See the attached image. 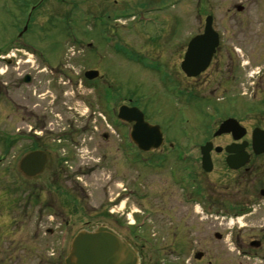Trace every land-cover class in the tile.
I'll return each mask as SVG.
<instances>
[{
	"label": "flooded vegetation",
	"instance_id": "obj_1",
	"mask_svg": "<svg viewBox=\"0 0 264 264\" xmlns=\"http://www.w3.org/2000/svg\"><path fill=\"white\" fill-rule=\"evenodd\" d=\"M240 1L233 2L227 8V14L231 18L239 17L245 30L240 27L233 31L228 25L223 29L218 27L213 11L207 12L204 1L197 0L200 18L212 16L217 45L208 66L196 76H187L181 68L186 45L177 48L175 59L156 60L164 70L165 82L177 87V92L172 95L173 104L186 106L193 100L203 101L205 108L211 111L198 114L189 109L184 113L180 111L183 125H199L194 130L196 136L173 137L164 133L158 149L143 152L130 140L128 132L132 125L122 123L116 110L122 104H134L127 98H106L105 91L109 92V89L105 88V78L108 77L99 68L87 67L76 78L64 65L53 66L52 85H59L63 95L82 88L80 94L76 92L72 98H80L86 107L82 113L72 103L64 102L70 115L56 113L57 117L51 108H41V111L36 108L33 103L36 98H32V94H36L38 80L22 69L14 80L20 88L15 107L17 141L22 143L16 168L13 167L19 175L18 189L21 191L18 194H22L16 198V210L17 203L26 202L22 191L28 187L32 190L28 201L33 199L31 204L34 202L37 215L34 224L64 227L89 226L96 222L107 224L137 250L139 264H191V260L195 264H245L243 258L257 255L258 251L263 258L264 215L259 216L254 206L262 204L264 210V151L255 153L262 145H255L251 134L254 128L264 131V27L257 28V32L253 26L249 29L250 0ZM259 1L264 5V0ZM203 28L201 26L193 34H202ZM87 70H98V73L89 79L84 75ZM247 96L249 100L245 99ZM54 102L52 99L51 105ZM6 103L7 107L14 105L10 100ZM207 115L213 117L211 123L203 121ZM227 118H234L238 125H230L228 131L218 132L221 122ZM59 119L65 123L57 122ZM54 122L62 125L61 129L55 130ZM52 133L54 135L49 139ZM26 140L30 145H24ZM206 143L210 145V171L203 170L201 165L202 146ZM86 146L90 147L91 153L98 151V156H90L85 150L82 159ZM32 150L46 152V162L38 176L28 179L18 168V162ZM245 158V163L232 168ZM110 164L117 167L113 173L107 169ZM98 169L109 173L101 185V202L98 206H89L87 202L84 209L86 206L79 203L74 190L80 189L85 197L90 196L87 183H82L79 178ZM119 176L121 179L116 178ZM156 177L160 178V184L151 180ZM113 185L119 186L120 190L111 189ZM230 186L235 189L229 190ZM256 187L257 195L248 192V188ZM217 209L230 210L234 215L242 210L243 217L253 214L261 222L256 232L244 236L218 233L215 226ZM25 211L21 207L19 215H25ZM227 219L221 218L225 222ZM23 221L22 217L4 220L9 228H20ZM12 230L10 228L9 237L13 242ZM14 247H1V251L14 257ZM168 257L173 260H165Z\"/></svg>",
	"mask_w": 264,
	"mask_h": 264
},
{
	"label": "rangeland",
	"instance_id": "obj_2",
	"mask_svg": "<svg viewBox=\"0 0 264 264\" xmlns=\"http://www.w3.org/2000/svg\"><path fill=\"white\" fill-rule=\"evenodd\" d=\"M203 1L204 9L207 12L213 11L218 27L223 29L228 25L233 31L240 27L242 31L245 30L239 17L231 18L227 14V8L233 2H241L240 0ZM248 5L249 29L253 26L257 32V28L260 30L264 27V5L259 0H250ZM197 10V0H0V158H3L0 161V264H63L69 239L80 226L34 224L33 219L37 215L34 202L31 204L33 199L28 201L29 194L32 193L28 187L22 191L26 202L17 203L16 210V198L22 194H18L21 191L18 189L19 175L13 167L16 168L21 150L19 145L22 143L15 140L5 150L2 133L6 130L8 134H15L18 127L15 102L19 98L20 88L18 89L14 80L22 73V69L25 68V71L35 77L34 80L39 81L36 82V94H32V98H36L33 102L36 103V108L40 111L51 108L55 117L56 113L70 115L64 102L72 103L82 113L85 112L86 107L80 98H72L73 94L76 96V92L80 94L82 88L63 95L59 85H52L50 71L45 70L43 65L63 64L76 78L85 68L96 67L108 77L105 78V88L109 89V92L105 91L107 99L120 97L121 100H132L146 120L160 126L163 135L194 137V130L199 125H183L180 111L184 113L189 109L195 114L211 111L205 108L203 101L193 100L186 106L173 104L172 95L177 92V87L166 83L164 70L156 60L159 58L164 61L165 57L175 59L177 48L182 44L185 46L189 36L203 26V17L200 18ZM19 33L21 35L18 38ZM160 46H164L163 50ZM6 54L12 58L8 65L1 59ZM26 59L30 61L23 63ZM42 68L43 71L40 70ZM52 99L55 100L54 105H51ZM245 99L250 98L247 96ZM6 100L12 101L14 106L7 107ZM211 118L207 115V119H202L211 123ZM57 122L65 123L60 119ZM53 126L57 130L62 125L55 123ZM53 135H49V139ZM24 143L25 146L30 145L29 140ZM85 150L90 156H98V151L91 153L90 147L86 146L82 159L85 158ZM107 169L109 173H113L117 167L110 164ZM109 173L98 169L79 178L82 183H87L86 190L90 195L85 197L80 189L74 190L80 199L79 203L86 206L84 209L88 203L89 206L99 205L102 198L101 185L108 179ZM151 180L160 184V178ZM111 189L120 190L119 186L114 185ZM233 189L235 188L229 187V190ZM257 190L258 187L248 188V192H255V195ZM255 206L259 216H263V205ZM21 207L26 210L23 216L19 215ZM225 213L222 209L217 211L215 226L218 233H238L244 236L249 232H256L257 225L261 222L253 214L240 217L238 222H225L221 218H234ZM9 217L24 219L20 228L10 227L13 228V242L9 237L10 228L4 222ZM213 229L214 226L211 230ZM16 243L21 245L16 246ZM7 246H16L12 250L14 257H8L3 253L4 250L1 251V247L7 249ZM258 253L243 258L245 264H264V257ZM165 260L172 261L173 257ZM191 264L195 263L191 260Z\"/></svg>",
	"mask_w": 264,
	"mask_h": 264
},
{
	"label": "water",
	"instance_id": "obj_3",
	"mask_svg": "<svg viewBox=\"0 0 264 264\" xmlns=\"http://www.w3.org/2000/svg\"><path fill=\"white\" fill-rule=\"evenodd\" d=\"M216 43V34L211 30V19L208 16L204 34L193 37L188 43L182 62V68L187 75H195L208 65ZM118 117L125 122L134 123L130 137L140 149L147 151L160 146L162 140L160 127L145 121L138 108L121 106ZM230 125L237 124L233 119H228L221 124L218 132L228 131ZM252 138L255 145H262L255 153L263 152L264 132L255 128L252 131ZM209 148L210 145L202 147V164L205 170L211 168ZM245 160L246 158L234 168L245 163ZM45 162L44 151H31L20 160L19 169L26 177H34L43 170ZM64 264H138V255L130 243L112 228L95 223L87 229H79L73 235Z\"/></svg>",
	"mask_w": 264,
	"mask_h": 264
}]
</instances>
